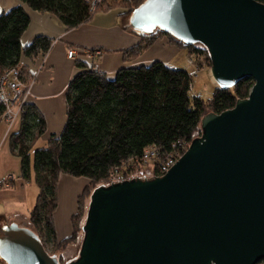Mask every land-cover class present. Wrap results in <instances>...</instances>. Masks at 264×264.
Listing matches in <instances>:
<instances>
[{
    "label": "water",
    "instance_id": "water-1",
    "mask_svg": "<svg viewBox=\"0 0 264 264\" xmlns=\"http://www.w3.org/2000/svg\"><path fill=\"white\" fill-rule=\"evenodd\" d=\"M128 24L201 43L217 88L244 77L248 95L200 118V136L156 177L91 191L79 250L63 264H264V3L144 0ZM0 236L7 264H60L28 227Z\"/></svg>",
    "mask_w": 264,
    "mask_h": 264
},
{
    "label": "trees",
    "instance_id": "trees-1",
    "mask_svg": "<svg viewBox=\"0 0 264 264\" xmlns=\"http://www.w3.org/2000/svg\"><path fill=\"white\" fill-rule=\"evenodd\" d=\"M123 1L131 3L126 10L119 7L123 16L141 4L140 0ZM107 6L106 9L117 8V3ZM27 8L54 14L68 29L84 24L93 16L90 0H19L15 6L1 11L0 78L13 68L19 70V79L24 84L32 75L22 58L34 61L46 54L53 42L40 34L28 44H22L21 37L30 21ZM131 31L138 41L123 51L127 59L136 58L155 39L164 36L170 43L202 56L210 65L209 54L201 43H184L159 29ZM76 66L78 71L69 80L65 92L67 118L63 130L52 135L44 146L35 147L37 138L46 130L45 120L34 105L23 102L19 131L9 139L21 162L22 179L25 182L34 179L39 188L28 217L29 228L38 235L44 248L49 241L54 247L62 242L55 238L52 216L57 208V181L61 174L84 177L92 186L109 179L114 171L118 181L130 178V174L141 169L145 148H155L161 158L182 153L200 135L203 115L232 108L253 86L252 79L244 77L231 89L215 87L210 99L205 100L193 94L192 77L187 70L167 67L158 60L148 65L119 67L112 77L81 60L76 61ZM4 111L5 107L0 105V114ZM3 185L1 181L0 186ZM82 213L83 210L73 214L71 239L78 240L79 231L82 232ZM49 253L56 255L60 264L70 260H65L63 254Z\"/></svg>",
    "mask_w": 264,
    "mask_h": 264
},
{
    "label": "crops",
    "instance_id": "crops-1",
    "mask_svg": "<svg viewBox=\"0 0 264 264\" xmlns=\"http://www.w3.org/2000/svg\"><path fill=\"white\" fill-rule=\"evenodd\" d=\"M18 3L19 0H0V12ZM27 11L30 21L21 37L22 44H28L40 34L53 39L46 54L34 61L26 58L21 60L28 65L29 72L34 78L25 101L34 105L45 120L46 130L37 138L35 147L44 146L52 135L59 134L64 128L67 118L65 92L69 80L78 71L77 60L106 73L109 77H112L119 67L148 65L154 60L170 68H181L178 61L179 53L183 49L169 44L164 37L157 39L149 49L136 58L127 59L123 51L132 47L138 41V36L125 29L126 20L119 13V8H109L104 12L96 11L116 14L110 18L94 12L89 21L73 29L66 28L52 13H38L28 8ZM74 48L81 52L98 50L100 54L94 52L97 55L92 53L91 57H88V54H81L80 59L70 60L66 56L67 51ZM210 79L212 80L211 76ZM9 124L0 118V182L5 177L13 176L11 183L13 186L0 189V236L3 227L9 223L15 222L21 227H29L28 216L38 193L36 184L23 182L21 179L20 159L10 147L9 139L11 134L19 131L20 117H15ZM58 183V208L52 216L56 238L60 240L71 233L70 219L77 208L76 199L88 181L84 177L76 178L62 174ZM0 264L7 263L0 258Z\"/></svg>",
    "mask_w": 264,
    "mask_h": 264
},
{
    "label": "rangeland",
    "instance_id": "rangeland-1",
    "mask_svg": "<svg viewBox=\"0 0 264 264\" xmlns=\"http://www.w3.org/2000/svg\"><path fill=\"white\" fill-rule=\"evenodd\" d=\"M140 1H141V3L144 2V0H140ZM103 3H104L105 6H103ZM109 3L112 4V5H116V3H117V8L120 7L121 10H123V9L126 10V6H128V4L131 5L130 1L126 3L123 0H107L105 2L103 0H100L98 2L97 1L95 2L94 9H93V14H94V12L100 11V10L103 11V12L106 11V8L108 7L107 5ZM96 14L97 15H105L106 17H110L111 18L112 15H114L116 13L107 12L106 14H104L102 12H96ZM130 15H131V13H128V16H125V14H124V16L121 15L123 17V19L126 20V24H127V26L125 24V29L126 30H131L132 29L131 27H128V25H130V24H128V19H129ZM124 20H123V24H124ZM162 37H164V36H162ZM162 37H158L157 39L162 38ZM164 38H166V37H164ZM157 39H155V41ZM166 40H167V42L169 44H171L173 46L175 45L176 47L181 48V47H179L176 44L170 43L167 38H166ZM149 48H147V49H149ZM181 49H183V48H181ZM68 50H71V49H68ZM75 50L79 54H91L92 55V53H94V52L100 54L99 53L100 51H98V50H96V51H90L89 50V51H85V52H81V51H79L77 49H75ZM145 50H143V51H145ZM183 50H182V52L179 53L180 56H179V61H178L179 63H178V65H180L182 69L187 70L189 72V74L191 75V77H192V85H191V87H192L193 94L196 93L197 96L199 95L201 98H203L205 100L210 99V96H211V94H212V92H213V90L215 88L213 81L210 79V76L208 75L209 74L210 65H207V62L203 59L202 56L199 57L198 55L193 54V53L187 51L186 49H185V52H186L185 53ZM96 55L97 54H95V56ZM74 60H76V59H74ZM32 82H34V78L33 77L30 78L29 82H27L25 84L23 83L26 86L25 89H24L23 95L26 93L27 97L29 96L30 88H31V85H32L31 83ZM27 89L29 90L28 92H27ZM0 118H2V117L0 116ZM3 120L7 124H9V123L11 124L14 119H11L10 118V120H7L6 118H3ZM199 136L200 135H196V137H199ZM140 168L141 169L138 170V171H136L135 174H133V173L130 174L131 176L129 175V177L130 178L135 177V176H139V177H152V175H151V169H152L151 162L149 164H147L146 166H143L142 165V167H140ZM60 176H59V178H60ZM9 177H11V178H9ZM59 178H58L57 183L59 182ZM116 178H117V176L116 175H113V176H111L107 180H102V182L96 183L94 186H92V184L90 185V181L87 180L88 183L80 191V195L76 199L77 208H76V211H75L74 214H76L78 211H82L83 210L80 223L83 222V219L85 218V211L87 209L88 202H89V198H90L91 191L93 190V188L94 187H97L99 185H102V184H106V185L107 184H111L114 181H117ZM21 179H22V177H21ZM6 180H7V185H8L7 187H12L13 185L11 183L13 182V176L10 175L8 177H5L1 181L2 182H6ZM23 182H24V180H23ZM29 182H33L34 184H36L34 182V179H31L27 183H29ZM58 185H59V183L57 184V190H58ZM2 188H6V185H3L2 187L0 186V189H2ZM57 190H56V194H57ZM38 191H39V188H38ZM37 197H38V195H37ZM37 197H36V199H37ZM33 207H34V205H33ZM57 208H58V194H57ZM56 209H55V211H56ZM71 216L73 217L74 215L72 214ZM72 217L70 219V227H71V233H70V235L68 237L63 238V239H60V240L57 238V242L62 241L64 243L60 242L58 244L59 246L57 245L56 247H54L53 244L49 241V243H46V246H45V250H47L48 253L49 252H53V253L55 252V254L59 255L60 252H63V255H64L65 260L72 259L73 257H75L77 255L78 250H79L78 249L79 248V244H80V241H81V238H82L81 237L82 232L79 231V234H78L79 239L78 240L77 239H75V240L74 239H71V236H72V233H73V229H74L73 223H72ZM53 223H54V220H53ZM55 238H56V234H55Z\"/></svg>",
    "mask_w": 264,
    "mask_h": 264
},
{
    "label": "built area",
    "instance_id": "built-area-1",
    "mask_svg": "<svg viewBox=\"0 0 264 264\" xmlns=\"http://www.w3.org/2000/svg\"><path fill=\"white\" fill-rule=\"evenodd\" d=\"M90 1L92 9H94L95 2H98L100 0ZM80 56L81 54H79L75 49L67 51V57L71 60L80 59ZM87 56L91 57V54H88ZM19 74V70L11 68L0 78V105L5 107V111L0 116L2 118H6L7 120H10V118L15 119V117L20 116L23 110V107L21 105L23 102H25L27 97L26 93L23 95L26 86L20 81ZM28 91L29 90L27 89V92ZM21 97L22 100H20ZM187 148L184 151H186ZM182 153L167 155L166 157L161 158L157 155L155 148L147 147L142 154V165L146 166L151 162L152 177L161 176L165 174L171 168V166L177 162L179 157L182 156ZM113 175H116L118 177L115 171L113 172V174H111V176ZM3 184L7 187V180L6 182H3Z\"/></svg>",
    "mask_w": 264,
    "mask_h": 264
},
{
    "label": "bare ground",
    "instance_id": "bare-ground-1",
    "mask_svg": "<svg viewBox=\"0 0 264 264\" xmlns=\"http://www.w3.org/2000/svg\"><path fill=\"white\" fill-rule=\"evenodd\" d=\"M26 102V101H25ZM27 227V226H26ZM29 228V227H28Z\"/></svg>",
    "mask_w": 264,
    "mask_h": 264
}]
</instances>
